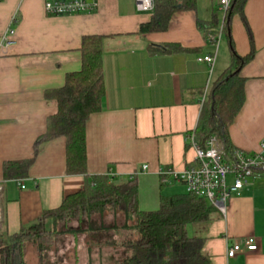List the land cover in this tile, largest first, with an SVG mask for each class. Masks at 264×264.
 Returning a JSON list of instances; mask_svg holds the SVG:
<instances>
[{
    "label": "crops",
    "instance_id": "crops-1",
    "mask_svg": "<svg viewBox=\"0 0 264 264\" xmlns=\"http://www.w3.org/2000/svg\"><path fill=\"white\" fill-rule=\"evenodd\" d=\"M210 3L203 15L197 0L194 10L176 11L166 31L142 33L141 26L151 21L153 12L138 11L135 0H98L95 10L74 15H49L44 0H0V43L9 28L16 31L14 49L0 52L2 233L18 232L85 185V176L67 174L64 136L45 141L35 150L48 118L58 111L57 100L47 92L61 88L67 74L81 70L85 36H101L104 48L102 110L93 113L86 126L90 177H135L139 207L145 211L157 210L162 197L186 193L184 184L164 185L160 170L180 172L194 160L187 134L198 125L204 93L208 99L221 69L233 62L231 43L238 55L253 51L254 56L240 71L245 102L229 128L230 141L248 154L260 151L264 0H243L227 14L228 28L223 33L230 53L220 45L222 35L213 67L198 61L216 50L200 24L219 13L222 24L223 13L213 0ZM166 44H179L185 50L151 52V46ZM28 160L32 163L25 177H5V163ZM143 165L148 166L144 171ZM227 180L231 185L234 176L229 174ZM187 232L204 239L212 264H264V167L231 196L226 215L219 212L209 220L188 224ZM119 233V238L129 234ZM251 235L258 240V250L226 256L229 245Z\"/></svg>",
    "mask_w": 264,
    "mask_h": 264
},
{
    "label": "trees",
    "instance_id": "trees-1",
    "mask_svg": "<svg viewBox=\"0 0 264 264\" xmlns=\"http://www.w3.org/2000/svg\"><path fill=\"white\" fill-rule=\"evenodd\" d=\"M218 2L213 0L217 7ZM239 2L243 0H236L228 14ZM196 6L197 0H155L153 17L141 26L140 32L166 31L176 11L194 10ZM227 21L228 17L223 23L225 31ZM200 29L204 37L212 41L219 29L217 16L200 24ZM231 45L232 67L214 84L193 131L201 145L211 136L218 138L226 151L227 161L235 149L229 128L245 102V79L240 71L254 56L253 51L246 56L238 55L233 43ZM184 50L179 44L151 46L152 53ZM103 52L101 36L83 37L82 68L67 74L64 86L47 92L57 100L58 111L48 118L46 132L37 139L35 147L37 152L43 142L64 136L67 174L85 176V185L67 195L57 208L45 210L18 232L2 233L0 227V264H31L26 257L30 246L37 254L35 264H62V260L51 257L49 251L59 236L72 231L67 230V224L73 219L85 221L86 229L81 231L93 242L101 238L96 244H88L90 252L96 247L114 251L109 258L112 264H212L204 250V239L190 237L187 232L188 224L209 220L219 213L208 200L186 191L162 197L157 210L145 211L139 207L135 177L115 180L109 175H88L86 126L90 116L102 110L105 95ZM31 163L32 160L5 163V177H25ZM108 212L114 216L109 225L103 219ZM96 216L100 219L94 218ZM119 230L129 234L119 238ZM99 233L105 236L98 237Z\"/></svg>",
    "mask_w": 264,
    "mask_h": 264
},
{
    "label": "built area",
    "instance_id": "built-area-1",
    "mask_svg": "<svg viewBox=\"0 0 264 264\" xmlns=\"http://www.w3.org/2000/svg\"><path fill=\"white\" fill-rule=\"evenodd\" d=\"M236 0H219L218 10L223 13L222 24L219 31L212 41L216 50L212 54L199 57L198 61L206 62L211 67L215 62L220 38L224 31V22L229 11L232 9ZM136 8L142 12H153L155 0H135ZM98 0H44L45 11L49 15H74L88 13L97 8ZM16 44V31L9 28L1 38L0 52L8 53L14 49ZM207 100L204 93L202 105ZM187 141L195 151V158L191 164L180 172L172 168H162L160 176L162 183L170 185L174 183L184 184L188 193H193L203 197L210 202L222 215L227 213V204L234 193L239 192L248 184V179L253 177L256 172L264 167L262 152L264 151V137L260 142V151L248 154L235 148L226 160V151L222 143L215 136H211L204 145L197 140L195 133L191 131L187 134ZM148 168L143 165L142 171ZM234 176L231 185L228 184V175ZM24 188V186H21ZM0 219L2 211L0 208ZM1 221V220H0ZM259 244L255 236H247L243 239L234 241L228 246L226 256L233 258L237 254L258 250Z\"/></svg>",
    "mask_w": 264,
    "mask_h": 264
},
{
    "label": "rangeland",
    "instance_id": "rangeland-1",
    "mask_svg": "<svg viewBox=\"0 0 264 264\" xmlns=\"http://www.w3.org/2000/svg\"><path fill=\"white\" fill-rule=\"evenodd\" d=\"M198 4H199L198 5L199 12L201 15L207 12L206 9L210 10V5H211L210 0H198ZM221 16L222 15L219 13L217 18L220 20ZM221 23L222 22L220 21V24ZM222 35H223L221 42L222 44L220 43V45L222 48H227V53H228L230 49L229 40L225 33H223ZM232 61L233 60H231V62ZM224 62H225V58H224ZM232 64H229L228 66L226 65L227 67L221 69L222 75L227 74L228 70L232 67ZM94 218L100 219L99 216H96ZM113 218H114L113 214L111 212H108L103 219L106 220L107 224L109 225L113 222ZM0 220H1L0 221V227H1L3 221V212H2V219ZM84 229H86L85 221L80 222L79 219L71 220L67 224V230H72V231H69L66 234H63L62 236L58 237L57 243L52 245V248L49 251L50 256L53 257L54 259H61L62 264H112L109 261V258L114 254V251L111 248L104 247L100 249L96 247L93 248L91 252L88 250L89 243L96 244L97 240H100L101 238L93 242V240H91V238L85 232L81 231ZM119 231L122 232V234L119 233L120 235H124V233L126 234L129 233L124 230H119ZM102 236H105V234L102 235L101 233H99L98 237H102ZM106 236L109 237L112 235L106 234ZM26 257L29 263L31 264H35L37 262V254L33 250V247L31 246L28 247Z\"/></svg>",
    "mask_w": 264,
    "mask_h": 264
}]
</instances>
